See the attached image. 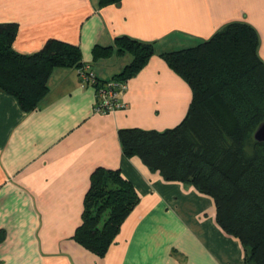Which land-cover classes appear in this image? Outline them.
<instances>
[{
    "label": "crops",
    "instance_id": "0c3cea01",
    "mask_svg": "<svg viewBox=\"0 0 264 264\" xmlns=\"http://www.w3.org/2000/svg\"><path fill=\"white\" fill-rule=\"evenodd\" d=\"M233 21L255 29L264 60V0H0V22L18 26L14 50L32 53L49 38L75 44L102 80L128 63L116 38L153 42L155 50L127 79L125 106L107 113L93 111L95 87L73 66L52 69L47 94L29 112L0 89V264H246L239 239L216 223L211 196L164 180L125 156L119 141L124 128L162 131L181 122L191 90L159 54ZM99 166L118 169L138 196L102 256L73 238Z\"/></svg>",
    "mask_w": 264,
    "mask_h": 264
},
{
    "label": "trees",
    "instance_id": "16d2710c",
    "mask_svg": "<svg viewBox=\"0 0 264 264\" xmlns=\"http://www.w3.org/2000/svg\"><path fill=\"white\" fill-rule=\"evenodd\" d=\"M17 31L16 23L0 22V89L29 112L47 94L54 67L78 68L83 62L77 45L56 38L47 39L37 51L20 53L12 47ZM115 41L117 50L129 53L131 60L111 79L127 81L154 55V44L127 36ZM257 47L255 29L233 21L194 45L161 52L190 87L184 118L162 131H119L125 156L138 157L166 181H180L213 198L216 223L239 239L246 264H264V141L253 137L264 122V60ZM96 79L94 87L107 81ZM137 202L134 186L118 169L96 167L73 238L104 255Z\"/></svg>",
    "mask_w": 264,
    "mask_h": 264
},
{
    "label": "built area",
    "instance_id": "2783aa9c",
    "mask_svg": "<svg viewBox=\"0 0 264 264\" xmlns=\"http://www.w3.org/2000/svg\"><path fill=\"white\" fill-rule=\"evenodd\" d=\"M76 69L83 85L90 84L94 86L99 83V80L96 79L97 76L87 64H83ZM126 86V81L117 79H108L102 85L96 86L93 111L96 113H107L123 108L125 103L120 96Z\"/></svg>",
    "mask_w": 264,
    "mask_h": 264
},
{
    "label": "water",
    "instance_id": "95a60500",
    "mask_svg": "<svg viewBox=\"0 0 264 264\" xmlns=\"http://www.w3.org/2000/svg\"><path fill=\"white\" fill-rule=\"evenodd\" d=\"M253 137L258 141H264V122L257 126L253 133Z\"/></svg>",
    "mask_w": 264,
    "mask_h": 264
},
{
    "label": "rangeland",
    "instance_id": "374dc122",
    "mask_svg": "<svg viewBox=\"0 0 264 264\" xmlns=\"http://www.w3.org/2000/svg\"><path fill=\"white\" fill-rule=\"evenodd\" d=\"M130 55L129 54H126L125 56H123L122 57V60H126V62H129V60H130ZM115 61H117V60H115ZM121 61V60H120Z\"/></svg>",
    "mask_w": 264,
    "mask_h": 264
}]
</instances>
